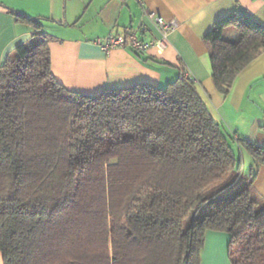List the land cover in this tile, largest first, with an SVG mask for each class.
I'll list each match as a JSON object with an SVG mask.
<instances>
[{"label":"trees","instance_id":"16d2710c","mask_svg":"<svg viewBox=\"0 0 264 264\" xmlns=\"http://www.w3.org/2000/svg\"><path fill=\"white\" fill-rule=\"evenodd\" d=\"M10 12L39 41L0 65L2 264H200L208 230L228 234L230 264H264V200L253 188L264 146L239 141L253 171L220 197L241 159L191 77L69 91L51 72L39 19ZM231 26L235 41L223 38ZM204 42L226 96L264 50V26L233 12Z\"/></svg>","mask_w":264,"mask_h":264},{"label":"crops","instance_id":"0c3cea01","mask_svg":"<svg viewBox=\"0 0 264 264\" xmlns=\"http://www.w3.org/2000/svg\"><path fill=\"white\" fill-rule=\"evenodd\" d=\"M143 2L146 10L178 22L160 57L121 49L107 54L94 43L109 33H122L127 26L138 30L141 24L146 25L141 38L152 39L153 26L134 0H0V65L6 56L15 55L17 46L39 41L28 24L16 21L12 10L39 19L41 32L49 39L51 72L69 91L93 96L105 88H128L138 83L164 87L186 73L196 83L214 118L232 136L238 151H242L240 140L264 146V50L235 77L228 94L222 96L213 85L209 50L204 42L214 22L233 12L264 26V0ZM223 38L237 40L236 29H224ZM252 171V157L248 156L243 178L248 179ZM253 188L264 200V165L258 167ZM228 240L224 232L206 231L200 264H230Z\"/></svg>","mask_w":264,"mask_h":264},{"label":"built area","instance_id":"2783aa9c","mask_svg":"<svg viewBox=\"0 0 264 264\" xmlns=\"http://www.w3.org/2000/svg\"><path fill=\"white\" fill-rule=\"evenodd\" d=\"M143 10L145 18L152 24L154 35L150 40L141 38L140 33L146 29L141 24L138 30L127 26L119 34H107L97 38L94 43L104 52L121 49L137 55L160 57L169 46L170 35L177 30L178 22L175 19L165 20L152 11L145 9L143 0H134ZM185 76L187 74L185 73Z\"/></svg>","mask_w":264,"mask_h":264},{"label":"rangeland","instance_id":"374dc122","mask_svg":"<svg viewBox=\"0 0 264 264\" xmlns=\"http://www.w3.org/2000/svg\"><path fill=\"white\" fill-rule=\"evenodd\" d=\"M260 139H263L262 135H260ZM263 143V142H262ZM232 146L235 150V152L239 155L240 159H241V168H240V171H239V174H238V179L237 181L234 183V185H232L230 188H228L226 191H225V194H222V196L220 197H227V196H231L233 195L234 193H237L242 187H243V184L244 182L246 181L245 178H243L242 176V173H243V169H244V165L247 163V158L248 156L251 157L250 153L247 151L246 148L242 147V151H238L237 149V146H235L234 143H232ZM207 208L206 207L205 209H201L198 213H197V216L198 218H201L207 211ZM0 263L2 264L1 262V259H0Z\"/></svg>","mask_w":264,"mask_h":264}]
</instances>
